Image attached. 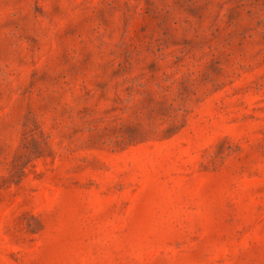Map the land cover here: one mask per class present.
Segmentation results:
<instances>
[{"label":"rangeland","instance_id":"1","mask_svg":"<svg viewBox=\"0 0 264 264\" xmlns=\"http://www.w3.org/2000/svg\"><path fill=\"white\" fill-rule=\"evenodd\" d=\"M0 264H264V0H0Z\"/></svg>","mask_w":264,"mask_h":264}]
</instances>
